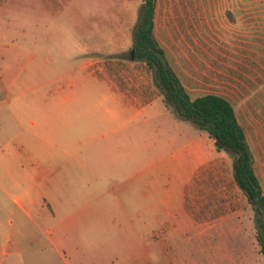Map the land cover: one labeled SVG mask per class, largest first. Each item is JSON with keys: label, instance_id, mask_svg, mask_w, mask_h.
Returning <instances> with one entry per match:
<instances>
[{"label": "rangeland", "instance_id": "374dc122", "mask_svg": "<svg viewBox=\"0 0 264 264\" xmlns=\"http://www.w3.org/2000/svg\"><path fill=\"white\" fill-rule=\"evenodd\" d=\"M141 4L0 0V264H64L54 234L100 236L89 260L125 264L127 219L141 222L155 264H264L233 157L165 102L153 68L131 55ZM153 33L191 98L231 102L264 191V0H156ZM196 156L205 163L195 171ZM182 165L190 182L177 198ZM167 198L183 199L177 229L165 224ZM228 217L239 233L226 237ZM194 226L213 235L195 241Z\"/></svg>", "mask_w": 264, "mask_h": 264}, {"label": "trees", "instance_id": "16d2710c", "mask_svg": "<svg viewBox=\"0 0 264 264\" xmlns=\"http://www.w3.org/2000/svg\"><path fill=\"white\" fill-rule=\"evenodd\" d=\"M155 3L156 0H142L131 55L153 68L155 81L164 91L165 102L172 104L181 117L205 130L216 149L233 157V178L254 211L259 227L256 239L264 256V191L253 167L244 128L236 118L233 105L225 97L207 93L191 98L186 92L179 77L164 60V51L154 36Z\"/></svg>", "mask_w": 264, "mask_h": 264}, {"label": "crops", "instance_id": "0c3cea01", "mask_svg": "<svg viewBox=\"0 0 264 264\" xmlns=\"http://www.w3.org/2000/svg\"><path fill=\"white\" fill-rule=\"evenodd\" d=\"M182 149L180 151H182ZM178 154H180V153H178ZM180 155H182V154H180ZM173 156H176V155H173ZM174 158L175 159L179 158V160L183 161L184 156L182 155V157L179 156V157H174ZM195 159H196V162L194 164V167H195L194 170L196 171L197 168H200L205 163V160H203V159L200 160L199 156H196ZM186 169H187L186 165L184 168L182 165V169L180 171H177V173L175 172L177 177H178L177 181L174 184V186L176 188L177 195H178L177 198H179V194H180V197L183 198V194H184V192H185V190L188 187V184L190 182L189 181L190 174H189V171H187ZM193 173H195V172H192L191 176L193 175ZM153 200H155V198L148 199V201L146 202V204L148 206L147 208L149 210H152V211L154 210V207H156L155 203H154V207H153V204H151V201H153ZM166 201L168 203H170V206H169L170 208L167 206H164L163 208H165L167 210L171 209V211L166 212L168 215V218L165 220V224L167 226H170V229L175 224L176 229H177L182 225V218L174 219L172 210L174 208L182 209L183 208V205H182L183 199H181L180 203H178L176 206L173 205V202L171 199L169 200V198H167ZM67 219H68V216L61 218V221H65ZM220 219H222V218H217L216 220H214L213 221L214 223L212 222V224L210 226L214 227L216 222L219 221ZM146 222H143V224L146 225L145 224ZM149 222H151L150 225L154 224L153 220L152 221L149 220ZM226 222L233 224V227L231 229H228L229 232L227 233L226 237H228L231 234H238L239 233L238 232L239 230L236 227L237 224H235L230 217L226 218ZM126 224L128 226H131V227H130L129 232L123 235V241L122 242L124 244L121 243V245L119 246L120 248H123V251H125V257H124L125 264H141L142 262L144 264H155L154 262H152L151 256L148 254V251L146 250L145 245L141 244V237L142 236H141L140 228H138V229L135 228L136 225L139 226L141 224L139 219L136 220V223L133 222V220L131 221L130 219H127ZM201 224L203 226L207 225V224L202 223V222H201ZM192 225H193V223H192ZM150 229H151V227H148L149 232H150ZM211 229L212 228H207L206 230L211 231ZM204 230H205V227L203 228V230L199 231V228L197 226H194L192 239L195 241L196 240L204 241L207 238H209V236L213 235L212 232H209V234L203 233ZM213 230H215V228L212 229V231ZM152 231H153V229H152ZM187 232H188V230L185 231L184 229L183 230L181 229L179 232H177L176 235L183 236V235H186ZM230 232H232V233H230ZM81 237H83V238H77V236H75L73 238H70L69 241L67 242L64 240L65 238H62L61 234L60 235L54 234L51 237L52 238L51 248H52L53 253L60 260L64 261V264H90V262H93V264H102V261L99 258L96 261H90L89 260V258L92 257L93 255L95 256L96 253L98 254V256L101 254L100 252H102V248L104 247L103 244L99 243L101 237L100 236H93V237L89 236V237H87L86 235L81 236ZM89 239L91 240V242ZM166 240H167V238L165 237V241ZM118 241L120 242V238H118ZM159 241H161V238L159 239ZM201 243H203V242H201ZM155 244L158 245V238L157 237L155 238ZM211 248H214V247L212 246ZM41 250H43V249H41ZM142 250H144L143 255H142ZM233 251H236V249L229 248L227 246L225 247L226 253H232ZM211 252L209 251L207 253L213 254V251H211ZM65 254H67V256H68L67 258H65V256H66ZM164 255L166 256V258L168 256L171 257V252L165 251ZM243 260L244 259H242V260L239 259V263H237V264H246V262L244 263ZM247 262H249V260ZM210 263L215 264V262H213V261H211ZM234 264H236V263H234Z\"/></svg>", "mask_w": 264, "mask_h": 264}]
</instances>
